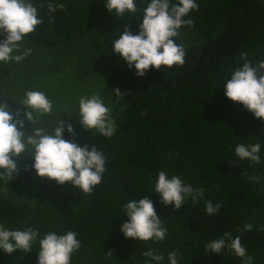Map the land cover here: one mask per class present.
Returning a JSON list of instances; mask_svg holds the SVG:
<instances>
[{"label":"trees","instance_id":"trees-1","mask_svg":"<svg viewBox=\"0 0 264 264\" xmlns=\"http://www.w3.org/2000/svg\"><path fill=\"white\" fill-rule=\"evenodd\" d=\"M42 23L24 41L50 50H63L86 41L92 54L105 56L109 74L105 92L116 102L113 119L117 131L111 138L73 126L75 136L64 138L95 144L106 157L101 183L89 194L38 177L25 153L19 173L0 183V226L23 230L38 228L63 234L75 231L81 247L70 264H145L149 248L164 255L177 252V264H241L222 251L205 252V244L225 232L240 236L242 245L264 264V122L239 102L225 97L223 84L243 64L241 53L252 63L264 60V0H197L198 9L185 19L175 39L185 48L184 64L150 69L137 77L113 54L111 43L128 24L138 31L149 0H135L137 11L116 16L103 0H32ZM63 3L49 14L48 3ZM192 37V39H191ZM192 42H187V40ZM10 68L0 62V99L12 109L22 107L10 84ZM114 90L122 94L119 97ZM55 124L44 127L50 131ZM30 125L25 121L24 131ZM261 144L259 164L239 161V143ZM160 171L179 175L194 188L203 189L198 202L189 199L178 211L160 202L154 193ZM148 196L168 234L163 241L125 238L119 228L127 220L122 205ZM206 201L221 204L207 215ZM251 231H244L245 224ZM39 243L30 251H0V264H37Z\"/></svg>","mask_w":264,"mask_h":264},{"label":"clouds","instance_id":"clouds-1","mask_svg":"<svg viewBox=\"0 0 264 264\" xmlns=\"http://www.w3.org/2000/svg\"><path fill=\"white\" fill-rule=\"evenodd\" d=\"M111 14L124 16L137 11L135 0H103ZM63 3L50 2L49 14L62 9ZM197 0H149L143 9L138 31L133 34L128 24L119 38L110 44L113 54L121 58L137 77H143L150 69L162 66H182L185 48L177 44L174 38L180 35V29L192 26V19H185L191 11L197 10ZM38 8L32 0H0V62L20 63L31 54V49L21 51V44L27 34L32 33L42 23ZM18 53V54H13ZM242 65H238L230 78L223 84L224 95L233 102H239L254 117L264 122V60L255 64L241 53ZM119 97V90H114ZM22 107L12 109L0 99V183H8L18 175V161L27 153L32 160L25 171H34L40 178H47L57 185L66 182L71 188L89 194L99 185L106 171V157L95 144H80L75 140L65 139L76 132L72 123L61 120L50 131L44 127H33L40 123L39 117L52 113L53 102L46 93L39 90H27L19 101ZM79 126L91 137L98 133L111 138L117 131L110 109L98 94L78 97V109L75 112ZM69 117V116H68ZM25 121L30 125L24 131ZM261 144L239 143L234 152L239 161L248 160L259 164ZM154 193L159 194L160 202L171 205L178 211L189 199L193 203L203 196V189L194 188L179 175L166 171L158 172L155 178ZM123 216L127 220L120 225L123 236L143 242L163 241L168 234L164 222L158 217L154 204L148 196L131 199L122 205ZM220 203L215 205L206 201L204 211L211 216L219 212ZM252 224H245L244 231H251ZM75 231L58 234L48 231L42 237L38 228L27 227L23 230L8 229L0 226V251L11 254L17 250L30 251L38 240L37 264H70L71 256L81 247ZM205 252L219 255L222 251L241 259V264H254V258L242 245L240 236L233 237L225 232L218 239L205 244ZM148 258L145 264H163L165 257L158 250L149 248L143 252ZM168 264H177V252L167 254Z\"/></svg>","mask_w":264,"mask_h":264},{"label":"rangeland","instance_id":"rangeland-1","mask_svg":"<svg viewBox=\"0 0 264 264\" xmlns=\"http://www.w3.org/2000/svg\"><path fill=\"white\" fill-rule=\"evenodd\" d=\"M187 42L192 41L189 39ZM19 43L21 51L30 48L31 54L20 63L7 62L10 84L20 99L27 90H39L52 100L53 111L38 118L40 126L55 124L60 117L80 127L75 112L78 109V97L82 95L101 96L113 117L116 102L104 89L105 78L109 74L108 60L104 59V55L92 54L86 41L63 50L34 46L24 40Z\"/></svg>","mask_w":264,"mask_h":264}]
</instances>
